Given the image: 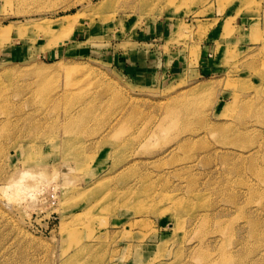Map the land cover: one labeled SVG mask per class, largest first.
<instances>
[{
  "label": "rangeland",
  "instance_id": "1",
  "mask_svg": "<svg viewBox=\"0 0 264 264\" xmlns=\"http://www.w3.org/2000/svg\"><path fill=\"white\" fill-rule=\"evenodd\" d=\"M2 28L0 264H264V0H0Z\"/></svg>",
  "mask_w": 264,
  "mask_h": 264
},
{
  "label": "crops",
  "instance_id": "2",
  "mask_svg": "<svg viewBox=\"0 0 264 264\" xmlns=\"http://www.w3.org/2000/svg\"><path fill=\"white\" fill-rule=\"evenodd\" d=\"M229 9V8H228ZM226 10V12H224L223 14H217V13H215L214 15L212 14V15H207L206 17H204V18H202V19H207V20H209V21H211L212 19H210V18H213L214 17V19L215 18H218L219 17V22H220V19L222 18V17H225V16H228V17H234V13L233 12H228V11H231L233 8H231V9H229V10ZM174 13H173V11H165V12H163L162 13V16H164V17H166L167 15H173ZM242 18H246L247 20L250 18V16L248 15V14H244V13H241V14H239V15H236L235 16V20H234V23H236V24H242L243 23V20H242ZM171 24H172V22L170 23L169 21H167L166 19H163V20H160V21H158V23H156V25H155V32L158 34V36L159 35H163L164 33H165V29H166V26L167 25H170L171 26ZM170 28V27H169ZM168 28V29H169ZM214 29V27H212L211 28V30H213ZM169 31L171 32L172 30H171V28L169 29ZM169 32V33H170ZM68 42V41H67ZM213 43V44H212ZM214 40H213V38L211 39V41H208V42H206V45H204L203 47H207L206 48V50H207V53L205 54V59L207 60V61H209V62H211L213 59H209V58H211V57H213V53H214ZM150 55H152V53H150V54H147L146 55V53H144V55H142V54H140V55H135L134 56V59H135V61H136V63L139 65V66H141V65H143L144 64V66H149V67H152V66H154V65H157V62H158V59H148V56H150ZM202 65V64H201ZM176 65L175 64H173V66H171V70H175L176 69V67H175Z\"/></svg>",
  "mask_w": 264,
  "mask_h": 264
},
{
  "label": "bare ground",
  "instance_id": "3",
  "mask_svg": "<svg viewBox=\"0 0 264 264\" xmlns=\"http://www.w3.org/2000/svg\"><path fill=\"white\" fill-rule=\"evenodd\" d=\"M47 24H43V27H45ZM5 31H7L6 28H2L0 29V35H3L5 33Z\"/></svg>",
  "mask_w": 264,
  "mask_h": 264
}]
</instances>
